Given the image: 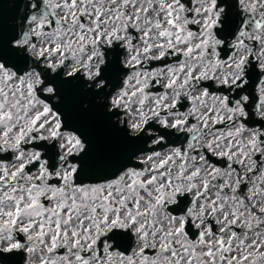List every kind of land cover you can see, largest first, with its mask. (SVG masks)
I'll list each match as a JSON object with an SVG mask.
<instances>
[{
	"label": "snow or ice",
	"instance_id": "snow-or-ice-1",
	"mask_svg": "<svg viewBox=\"0 0 264 264\" xmlns=\"http://www.w3.org/2000/svg\"><path fill=\"white\" fill-rule=\"evenodd\" d=\"M0 264H264V0L0 2Z\"/></svg>",
	"mask_w": 264,
	"mask_h": 264
},
{
	"label": "flooded vegetation",
	"instance_id": "flooded-vegetation-1",
	"mask_svg": "<svg viewBox=\"0 0 264 264\" xmlns=\"http://www.w3.org/2000/svg\"><path fill=\"white\" fill-rule=\"evenodd\" d=\"M0 2H7V0H0Z\"/></svg>",
	"mask_w": 264,
	"mask_h": 264
}]
</instances>
